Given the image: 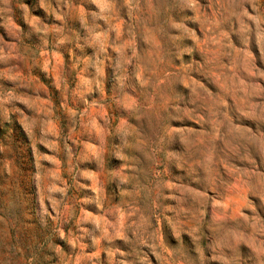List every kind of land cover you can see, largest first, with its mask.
I'll list each match as a JSON object with an SVG mask.
<instances>
[{"label": "rangeland", "instance_id": "rangeland-1", "mask_svg": "<svg viewBox=\"0 0 264 264\" xmlns=\"http://www.w3.org/2000/svg\"><path fill=\"white\" fill-rule=\"evenodd\" d=\"M0 264H264V0H0Z\"/></svg>", "mask_w": 264, "mask_h": 264}]
</instances>
